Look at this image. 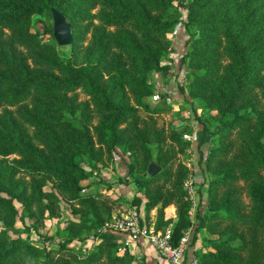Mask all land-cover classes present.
I'll list each match as a JSON object with an SVG mask.
<instances>
[{
  "label": "trees",
  "instance_id": "1",
  "mask_svg": "<svg viewBox=\"0 0 264 264\" xmlns=\"http://www.w3.org/2000/svg\"><path fill=\"white\" fill-rule=\"evenodd\" d=\"M50 7L69 22L66 50L31 29L32 17ZM180 23L187 37L177 65L189 103L201 108V135L209 126L214 135L195 222L183 187L191 169L178 159L189 145L184 128L157 122L171 110L167 34ZM43 33L51 35V24ZM116 150L129 156L126 177L145 197V221L156 208L154 229L168 227L172 244L191 226L189 244L205 230L197 264H264V0H0V264H146L102 230L123 200L81 191L80 181ZM149 162L160 166L153 176ZM62 201L71 215L61 230L68 239L92 236L86 251L18 234L17 218L37 231L46 216H59ZM171 205L173 218L164 212Z\"/></svg>",
  "mask_w": 264,
  "mask_h": 264
},
{
  "label": "rangeland",
  "instance_id": "2",
  "mask_svg": "<svg viewBox=\"0 0 264 264\" xmlns=\"http://www.w3.org/2000/svg\"><path fill=\"white\" fill-rule=\"evenodd\" d=\"M177 1L181 3H185L187 0H174V4ZM180 18L184 20L185 18V11L182 7H178ZM51 24V17L48 13H43L41 15H34L31 20V29L37 31L43 35L44 38L49 39L51 35L49 33H43V29L46 26ZM186 30L182 24L176 25L170 32L167 34L168 39L170 40V45L168 48V59H170L173 69L171 72L164 77V84L167 85L165 88L167 97L165 98L166 103L170 104V113H162L157 115V122L158 124L163 125H174L178 126L182 131L183 137H186L188 140L189 145L185 147L183 153L178 155V159L182 161L187 168L191 169V175L187 178L191 180V194H192V206L190 209V216L192 222L197 221L195 218V213L202 212L203 201L205 199V188L207 185V180L210 178L208 173L204 172V156L207 154L209 149L213 146V137L214 135L211 133V126L206 130L204 135H201V130L199 122L196 119V115L200 113V107L196 104H191L188 101L187 96V89L185 88L186 85V76L184 72V68H178L177 65V58L184 50L183 44L185 43V39L187 37ZM59 49L66 50L67 46H57ZM148 81L153 82L159 90L162 89V84L160 78L157 76L156 73L150 72L148 74ZM182 85L183 92H180L178 86ZM164 90V89H163ZM164 90V91H165ZM79 100L85 99L86 96L80 92L76 94ZM157 97L154 96L151 99V102H155ZM177 112V115L175 114ZM214 113V112H212ZM153 152V150H152ZM12 157V156H9ZM128 154L124 152H120L116 150L113 154V158L110 161H106L104 163L96 165L95 171L92 172V177L88 178L87 180L80 181L81 187L84 191H96L100 193H105L110 198L115 199L120 197L123 200V203L115 209L112 213L113 216H119V214L125 212L128 208H135L138 210L139 214L144 217L143 213V203L145 201V197L142 195L141 192H138L136 186L133 182H131L126 177V163L128 161ZM81 166L89 170L90 164L86 163L83 160ZM100 179H103L110 183V186L107 187L98 183ZM186 179V180H187ZM128 180V181H127ZM49 183L44 187L45 189L49 188ZM185 189V188H184ZM137 195L140 198V203L137 205H128L126 201H129L133 195ZM14 204L18 210V215L20 213V205L14 201ZM155 210L156 208H152L148 212V221L153 222L155 217ZM59 216L58 217H50L46 216L43 220V223L38 227L37 231L30 229L29 220L27 218H17L15 221V227L18 229V234L20 237L24 239H28L31 241L40 242L42 238H46L44 240V244L47 247H51L55 249L57 247V240H64L65 247L71 248L76 251H86L94 245L95 240L92 236L88 235L86 240H78V239H68L64 236L61 228L67 218L70 217V206L67 202H60L59 207ZM164 212L167 217H174V207L171 205L170 207L167 206L164 209ZM4 226L0 222V229ZM191 226L189 229L191 235L192 231ZM196 234V238L193 245L196 244L197 238L201 239L206 238L208 235L204 229L199 230ZM210 237H216L215 235H210ZM60 242V241H59ZM189 244V243H188ZM206 246H202L200 250L206 249ZM196 250V249H195ZM194 251V250H193ZM187 259V257H185ZM194 258V257H193ZM195 259V258H194ZM196 260V259H195Z\"/></svg>",
  "mask_w": 264,
  "mask_h": 264
},
{
  "label": "built area",
  "instance_id": "3",
  "mask_svg": "<svg viewBox=\"0 0 264 264\" xmlns=\"http://www.w3.org/2000/svg\"><path fill=\"white\" fill-rule=\"evenodd\" d=\"M190 184V179L183 182V187L192 204ZM83 190L84 189L81 188V191ZM190 213L189 210V214ZM102 230L116 234L118 236V242L122 245H124L127 240H145L167 264H197V261L193 257L188 258L186 256L190 234L189 229L178 238L175 244H172L168 227L164 230L154 229L153 222L148 220L145 221L144 217H142L135 208H128L125 212L119 214V216L111 217V219L104 224ZM185 257H187V259Z\"/></svg>",
  "mask_w": 264,
  "mask_h": 264
},
{
  "label": "crops",
  "instance_id": "4",
  "mask_svg": "<svg viewBox=\"0 0 264 264\" xmlns=\"http://www.w3.org/2000/svg\"><path fill=\"white\" fill-rule=\"evenodd\" d=\"M198 232L200 233V231ZM197 239L198 240L195 245L188 244L186 250V256L188 258L193 257V250L201 247L200 238L198 237ZM124 246L126 250L133 256L135 261L144 262L146 264H167L166 261L161 256H159L155 249L145 240H127Z\"/></svg>",
  "mask_w": 264,
  "mask_h": 264
},
{
  "label": "water",
  "instance_id": "5",
  "mask_svg": "<svg viewBox=\"0 0 264 264\" xmlns=\"http://www.w3.org/2000/svg\"><path fill=\"white\" fill-rule=\"evenodd\" d=\"M51 17V36L57 46H67L71 42V31L69 22L64 15L54 7L49 8ZM160 170V166L149 162L146 167L148 176L155 175Z\"/></svg>",
  "mask_w": 264,
  "mask_h": 264
}]
</instances>
